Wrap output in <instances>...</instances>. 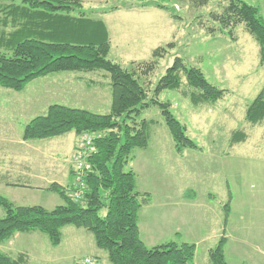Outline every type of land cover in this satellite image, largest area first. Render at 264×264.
<instances>
[{"label":"rangeland","instance_id":"rangeland-1","mask_svg":"<svg viewBox=\"0 0 264 264\" xmlns=\"http://www.w3.org/2000/svg\"><path fill=\"white\" fill-rule=\"evenodd\" d=\"M243 1L257 7L264 20V0ZM226 2L208 0L206 6L193 8L174 0H99L71 13L102 21L110 39L108 58L127 69L131 61L147 62L155 48L174 41V48L157 60L152 72L135 76L148 90V99L175 57L199 68L212 85L225 91L215 103L197 106L182 95L184 91H193L185 84L176 90H164L157 97L159 102L170 104V111L186 127L196 150L176 152L160 109L150 106L142 111L140 118L153 121L148 144L144 149H134L125 170L132 165L136 167L137 187L144 191L140 193L148 195L147 204L141 205L138 212L139 235L144 245L176 242L185 232L195 234L194 229L201 227L198 235L206 230L202 227V209L190 207L185 212L181 207L171 206L182 195L184 199H195L194 204L211 201L219 213L221 228L229 235L224 248L228 264L242 261L264 264V121L254 126L245 121L246 108L264 85V65L259 64L258 45L242 25L233 29L232 38L226 30L206 31V27L216 26L207 19L208 14L219 11ZM150 3L169 10L145 6ZM113 7L119 9L102 12ZM125 7L132 8L122 9ZM169 14L176 17L172 19ZM52 104L108 113L110 96L105 73H54L34 79L21 92L0 87V147L7 149V154L0 153V177L11 182L8 186L0 184V196L16 206H41L49 210L62 204L56 193L46 191L49 182L55 179L53 175L52 180H43L44 184L39 180L37 185L27 187L31 183L27 178L33 172L40 175L45 167L56 173V162L62 164L63 160L69 164L72 180L66 188L75 184L74 154L81 136L70 132L31 141L30 145L21 139L23 126L33 117L43 115ZM235 130L245 132L244 142L231 144ZM5 137L11 141L10 145L1 141ZM226 203L229 212L224 222ZM3 215L0 208V217ZM99 215L104 216L105 210ZM211 224L216 230V215ZM61 236V243L52 247L39 231L16 233L0 244V250L11 258L25 253L28 264H82L86 257L95 259V264H110L106 253L95 246L92 235L85 229L65 226ZM216 240L197 247L198 264L208 263L206 245L212 247Z\"/></svg>","mask_w":264,"mask_h":264},{"label":"trees","instance_id":"trees-1","mask_svg":"<svg viewBox=\"0 0 264 264\" xmlns=\"http://www.w3.org/2000/svg\"><path fill=\"white\" fill-rule=\"evenodd\" d=\"M174 1L193 8L208 4V0ZM145 6L169 10L159 4ZM83 7L80 0H0L1 88L21 92L34 79L50 74L85 75L101 71L108 81L110 96L106 114L52 104L43 115L33 117L23 126V141L51 139L70 132L76 136L89 134L93 151L86 158L87 166L80 177L83 187L79 201L65 193L73 186L66 188L55 182L46 191L56 193L62 204L49 210L41 206H16L0 196V208L4 212L0 217V244L16 233L39 231L46 235L52 247H57L62 239L61 229L73 226L92 235L95 246L106 253L110 264L192 263L194 244L169 241L154 247L144 245L139 235L138 212L141 205L147 204L148 195L136 190L135 173L125 168L134 149L147 147L153 121L140 115L150 106L160 109L176 152L197 149L187 136L186 127L170 111V104L158 101L162 91L176 90L185 84L193 91H184L182 95L188 96L194 106L213 104L225 91L212 85L199 68L175 57L148 99V90L135 76L152 72L157 60L174 48V41L155 48L147 62L131 61L127 69L108 58L110 39L105 24L85 18L82 13H71ZM118 9L113 7L102 12ZM207 19L216 25L206 27L207 32L226 30L230 38L233 29L242 25L258 45L259 64L264 65V20L257 7L243 0H227L219 11L209 13ZM245 121L251 126L264 121V85L246 108ZM246 138L243 130H235L231 144L244 142ZM228 203L223 206L224 222ZM102 210H105L104 216L99 215ZM225 241L220 237L208 250L209 264H228L224 256ZM0 264H28V255L18 253L16 258H11L0 250Z\"/></svg>","mask_w":264,"mask_h":264},{"label":"crops","instance_id":"crops-1","mask_svg":"<svg viewBox=\"0 0 264 264\" xmlns=\"http://www.w3.org/2000/svg\"><path fill=\"white\" fill-rule=\"evenodd\" d=\"M80 1L83 3V5H91L93 3L98 2L99 0H80ZM47 107H46V109H47ZM1 141L4 142V143L9 142V143H7L8 145L11 144V141L8 140L7 137L3 138V140H1ZM32 141H35V140H32ZM23 142H27L26 143L27 145L33 144V143H31V141H23ZM75 147H76V145H75ZM3 151H5V154H7V149H3V148L0 147V153L3 152ZM6 161H7V159L4 160L5 164L7 163ZM61 162H62V164H60V162H56L57 165L54 167L56 173L48 172L47 168H45V167L43 168L44 169L43 173L41 172L40 175H38V173L35 174V172L31 173V177L27 178L31 183H27V184H29V185H27V187L28 186L37 185L39 182L44 184L45 183L44 182L45 179L52 180V179H50V177H52V175H53V178L55 177V179H53L54 180L53 182L59 184L62 187L68 186L71 183V180H72V173H71V170H69V167L67 168V164L68 163L67 162L63 163V160ZM131 169L134 171L135 176H136V179H135L136 190L138 192H144L142 189L137 187L138 184H137V169H136V167L134 165H132ZM0 171H2V170H0ZM4 171H5V173H10L9 169H4ZM24 171L27 172V168L24 167ZM47 175H51V176H47ZM1 178L2 177H0V184H3L5 186L10 185L11 182L9 180L7 181V177L4 180L1 179ZM34 182H36V183L34 184ZM53 182L51 181L49 183L51 184ZM36 190H38V189H36ZM168 200H170V199H168ZM194 201H195V199H193V200L184 199L183 196L181 195L179 200H176V201L174 200L175 204L171 203L172 205L171 204L170 205L174 206L176 208L177 207L178 208L181 207L183 209V211H185V212H187V210L190 207H197V208L202 209V212L204 213L203 214L204 216L202 217L203 220H204V221H202L204 223V226H202V227H206L205 228L206 230H204L203 232H200L197 235L196 233L201 229V227H199L198 230H197V228L194 229L195 234H196L197 237H195V234H190L189 231L185 232V235H181V233L180 234L178 233L181 236L176 241V243H190V244H194L195 245V255H194V259L192 261V264H198L196 262V256H197L196 252H197V247L199 245L205 244L208 241L213 240V239H215V240L217 239L218 240L220 238V236L221 237L222 236L225 237V240H226L225 243H227V238L229 237V235L228 234L225 235V228L224 229L221 228V222H220L219 213H217V211L214 210V206L212 205V203H210L211 201L205 200L206 202L201 203V204H198V203L194 204ZM215 215H216V220H217V226L218 227H217L216 230H213L214 226L211 224V218L215 219ZM138 229H139V234H140L139 224H138ZM221 231H222L223 234L220 235ZM31 233H33V232H31ZM210 248L211 247L209 245H206L205 253H206L207 259H208V250ZM224 248H225V245H224ZM262 255H264V247H263V250H262ZM224 256H225L226 262L228 263V261L226 259L225 249H224ZM251 259H252V256H251ZM205 264H209V260H208V263H205ZM241 264H244V262L242 261Z\"/></svg>","mask_w":264,"mask_h":264},{"label":"built area","instance_id":"built-area-1","mask_svg":"<svg viewBox=\"0 0 264 264\" xmlns=\"http://www.w3.org/2000/svg\"><path fill=\"white\" fill-rule=\"evenodd\" d=\"M93 151L92 148V137L89 134L81 135V141L75 151V163L77 164L75 168V184L73 188H68L65 193L67 196L72 198L74 201H79L82 195V182L80 180L83 169L86 168L87 162L86 158ZM82 264H95V259L91 257H86L82 260Z\"/></svg>","mask_w":264,"mask_h":264}]
</instances>
